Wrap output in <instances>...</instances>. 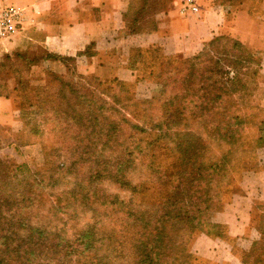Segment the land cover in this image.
Instances as JSON below:
<instances>
[{"label":"rangeland","instance_id":"rangeland-1","mask_svg":"<svg viewBox=\"0 0 264 264\" xmlns=\"http://www.w3.org/2000/svg\"><path fill=\"white\" fill-rule=\"evenodd\" d=\"M149 1L154 3L153 13L144 7L145 16L149 13L161 18L159 13L163 12L157 10L162 5L164 11L172 7V0ZM155 18L146 22L147 26L152 27ZM221 36L228 41L236 40L227 34ZM259 40V48L241 42L261 62L256 77L248 78L243 100L239 93L224 98L229 114L218 109L212 114L216 121L212 125L194 122L190 136L186 134L190 130L186 129L185 119L180 129L157 128L158 122L163 121L164 100L184 93V87L179 86L181 79L170 72L179 73L183 68L181 55L168 59L161 48L139 52L142 62L138 55L134 58V63L144 62V78L161 83L142 81L126 85L130 95L149 102L129 104L131 113L123 119L131 120L137 130L146 131L134 133L133 138L129 124L112 115L108 121H101V125L110 128L108 135L97 140L86 118L78 123L73 119L86 115H74L67 107L64 119V112L52 102L45 103L48 121L52 123V132L63 140L55 154L52 141L40 143L32 138L29 141L28 130L18 134V121L0 122V189L6 196L0 194V245L3 244L0 255L4 264H264V142L258 141L259 127L264 121V37ZM7 41H0V47ZM8 58L3 61L0 58V94L12 98L14 107L20 110L24 107V93L14 90L6 68L14 63V58ZM40 77H30L33 88L45 89L44 84H37ZM100 80L107 89L114 79ZM239 112L245 123L243 139L230 145L222 136L237 126L234 116ZM56 123H61V127ZM113 123L119 125L117 131ZM202 127L206 131L204 137L195 135L194 130ZM13 139L30 148H12ZM36 143L39 147L33 148ZM94 145L106 153L100 160L130 162L127 181L121 187L116 186L115 192L119 195L117 205L125 204L131 213L120 222L118 219L98 222L95 232L83 231L81 239L86 224L96 221L93 216L79 212L74 216L70 212V207L80 209L72 204L78 201L74 196L77 192L84 193L88 185L86 176H82L86 171L82 169L85 156L80 158V149L76 147L94 148ZM226 155L227 166L219 163ZM52 158L56 159L55 170ZM207 167L214 170H204ZM160 170L177 172L162 180L161 174L156 173ZM45 198L49 200L38 207ZM209 200H212L210 211L194 213L204 210L200 205ZM53 203L67 205L52 216L53 211L48 209ZM17 208L19 211L12 214V209ZM160 209L171 210L164 214ZM207 222L216 227H208L212 224ZM40 223L39 228L35 227ZM82 240L85 248L78 246Z\"/></svg>","mask_w":264,"mask_h":264},{"label":"trees","instance_id":"trees-1","mask_svg":"<svg viewBox=\"0 0 264 264\" xmlns=\"http://www.w3.org/2000/svg\"><path fill=\"white\" fill-rule=\"evenodd\" d=\"M137 2L138 3L133 6L132 12H130L126 18L129 29L135 33L154 32L157 30L162 17L155 18L154 15L151 17L149 13L145 16L142 12L143 8L146 7L147 9H151L153 13V1L139 0ZM155 4L159 5L160 3L156 2ZM164 7L165 6L162 5V7L157 10V13H159V11L167 13L168 9L164 11ZM163 13L159 14L163 16ZM151 18H155L153 19L155 20V24L152 27L147 26L146 23ZM252 53V51L245 49L238 40L228 41L224 36H217L207 43L200 53L194 56L179 54L181 55L180 58L183 68L179 73H174L173 70H170V72L172 76L181 79L179 86L181 88L184 87V93L179 94L178 97H173V99L164 100L161 106V118H163V121L161 123L158 122L157 128L167 129V131H170L169 129L171 128L180 129V124L182 120L185 119L187 120L185 121L186 129L190 130L186 134L188 135L189 133L190 136L194 122L196 123L198 121L200 125L202 123H209L212 125L216 122L212 114L213 112H218V109H220V111L223 109L226 114H229V112L226 111L227 101L224 98L233 96V93H239L243 100L248 88V78H255L258 74L257 69L260 68L261 62ZM8 56L10 55L2 57V61L3 59H9ZM11 57L14 58V63L6 65L7 73H9L8 75L10 78H14L15 80L14 90L18 91L20 94H22V92L24 93V107L20 109V120L23 123L24 131L28 130L29 141H31V138L40 143H43V140L52 141L54 143V148L52 149L54 154L61 149L63 140L52 132V123L50 124L48 121L49 111L45 108V103L48 102H52V104L57 107V110H62L64 112V119L67 117V107L71 109L74 115L78 113L82 114V116L86 115L87 117L73 119L76 121L75 123H78L86 118L90 122L92 132L97 140H100L102 136L106 137V135H108L107 133L110 128H105V125H101V121H108L111 119L112 115L121 118L124 123L129 124L130 138H133L134 133L146 132L143 131L144 129L141 131L137 130V127L131 123V120L123 118L131 113L129 104L134 102L141 104L149 102L146 100H138L133 95H130L126 88V84L121 81L113 80L111 83L112 85L104 89L99 78H90L89 75L81 72L77 66H70L67 75H51L48 84L43 87L45 89H42V86L41 88H33L29 74L30 67L33 64L32 59L30 60V58L19 54ZM168 59H171V56L168 57ZM168 67L169 64H166V69ZM164 81L163 79V91L167 89V85H165L166 83ZM77 89H80L81 92ZM44 90L47 94H45ZM87 93H89V95ZM0 96L8 97V95L5 94H0ZM230 116H233L232 111ZM234 117H236L238 121L237 126L235 128H229L224 136H222L223 139L228 140L230 145L238 141L240 142L244 135L245 123L241 117V113H237ZM109 123H111V121H109ZM177 124H179V126ZM56 125L61 127V123H56ZM113 125L116 126L117 131L119 125L114 123ZM176 125L177 127H175ZM194 134L204 137L206 131L202 127L199 130L195 129ZM225 135H229V137ZM198 140L202 141L200 138H198ZM186 141L191 144V141ZM258 141L264 142V121L259 127ZM16 142L20 143L18 140H16ZM85 147L77 146L76 148L80 149L78 155L80 158H84L85 156L82 169H86L88 173L85 175V171L82 176H86L85 178L88 185H86L84 193L77 192L74 196L78 201L72 204H74V207L78 206L80 209L76 211L70 207V212L74 216L79 215L78 212L82 215L93 216L96 222L86 224L80 233L81 239L84 237V232H86V234H89L91 231L95 232L99 224L98 222L116 219L120 222L128 218V215L131 213L125 204L122 203L121 205H117L119 195L115 192L116 186L121 187L124 185L125 181H127L126 173L129 171L130 162L119 160L116 162L103 161L100 160V158L106 155V153L102 152L104 149L99 150L96 148V145H94V148ZM132 149H134V147H132ZM124 154H126V152ZM52 160V167L55 170L56 159L52 158ZM225 161H228V155L221 157L219 163L223 162L227 166ZM152 163L153 162L149 164L152 166ZM204 170L210 172V170H214V167H207ZM174 172L177 171L160 170L156 173L161 174L162 180H166V177H172L173 175L170 173L173 174ZM96 182L100 185H97ZM3 192L4 190L0 189L1 196H4L5 192ZM167 196L170 198V195ZM176 197H179V193ZM3 198H6V196ZM48 200V198H45V201L39 203L37 206H42ZM57 200L59 201V198ZM211 204L212 200L204 201L200 205L204 207V210H199L194 213H206L208 210L210 211ZM66 205L67 204L63 203H60V205L53 203L50 205L48 211H53L51 214L53 216L54 213H59L63 209V206ZM17 210L19 211L18 208L12 209V214H15ZM170 210L171 209H160L161 213L164 214H168ZM118 220H116V222ZM136 221L137 219H134V222ZM17 223H19V220H17ZM207 224L212 223L207 222ZM40 226L41 223L35 227L39 228ZM207 226L212 228L216 227L213 224ZM143 228H146V225ZM2 245L1 243L0 249ZM78 246L85 248L87 245H85L82 240ZM4 262L5 259H2L0 255V264H4Z\"/></svg>","mask_w":264,"mask_h":264},{"label":"crops","instance_id":"crops-1","mask_svg":"<svg viewBox=\"0 0 264 264\" xmlns=\"http://www.w3.org/2000/svg\"><path fill=\"white\" fill-rule=\"evenodd\" d=\"M137 1L9 0L25 10L28 24L3 43L0 58L19 54L32 59L29 74L31 79L40 75L39 83L33 81L40 85L48 84L53 74L67 75L70 66L126 85L160 84L143 77L139 52L161 48L168 57L194 56L217 36L230 35L252 48H259V38L264 37V0H196L199 12L190 15L180 11L183 0H172L152 33H135L128 27L126 18ZM135 56L140 62L134 63ZM20 112L12 98L0 96V122L18 121V134L24 131ZM13 140L12 148H30ZM36 144L32 147H39Z\"/></svg>","mask_w":264,"mask_h":264},{"label":"built area","instance_id":"built-area-1","mask_svg":"<svg viewBox=\"0 0 264 264\" xmlns=\"http://www.w3.org/2000/svg\"><path fill=\"white\" fill-rule=\"evenodd\" d=\"M180 11L183 15L197 14L196 0H183ZM28 24L25 10L9 0H0V41L9 40L23 31Z\"/></svg>","mask_w":264,"mask_h":264}]
</instances>
